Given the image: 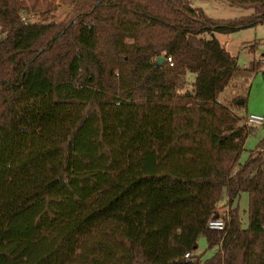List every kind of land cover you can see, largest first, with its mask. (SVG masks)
<instances>
[{
	"label": "trees",
	"instance_id": "trees-1",
	"mask_svg": "<svg viewBox=\"0 0 264 264\" xmlns=\"http://www.w3.org/2000/svg\"><path fill=\"white\" fill-rule=\"evenodd\" d=\"M228 1L253 13L60 0L70 18L23 21L54 1L0 0V264H264V138L236 168L256 127L234 111L246 99L219 100L238 65L205 36L264 24V0ZM75 51L90 75L80 99ZM225 196L227 230H213Z\"/></svg>",
	"mask_w": 264,
	"mask_h": 264
},
{
	"label": "rangeland",
	"instance_id": "rangeland-1",
	"mask_svg": "<svg viewBox=\"0 0 264 264\" xmlns=\"http://www.w3.org/2000/svg\"><path fill=\"white\" fill-rule=\"evenodd\" d=\"M27 3L30 0H25ZM54 6L48 8L50 15L46 14V9H30L26 13L32 15L33 21H39L46 19L47 21L56 19L70 18L76 9L73 5H65L60 3V0H53ZM195 6L201 7L212 18L215 19H233L253 13L252 9H245L236 6L228 0H191ZM66 21V20H65ZM59 30L64 33H73L72 29L67 28L66 25H61ZM207 38L216 37L227 50L236 57L238 70L230 81V84L220 94L219 100L224 104H229L234 98L246 99L245 104L234 109V111L241 117H245L247 114H258L264 116V24H258L237 30L232 33H219L206 34ZM81 40L88 42V38L85 35V30H82ZM80 54L75 51L73 55V61L71 63L72 74L74 82L78 85H84L76 91L77 99H80L83 92L88 89L90 84V75L80 65ZM252 61H262V66L257 71L249 69ZM187 84L184 88L179 89V93H184L186 90H190L193 87L195 80V74L189 73L186 77ZM256 130L250 134L242 149L239 163L236 164V168L240 167V164L244 163L252 150H254L259 141L264 138V123L255 125ZM234 206L240 205V212L243 218L244 224L248 221V206L249 196L248 193L242 192L241 197L234 201ZM215 253V250H208V243L206 238L202 235L199 238V250L198 255H204L203 260L209 259Z\"/></svg>",
	"mask_w": 264,
	"mask_h": 264
},
{
	"label": "built area",
	"instance_id": "built-area-1",
	"mask_svg": "<svg viewBox=\"0 0 264 264\" xmlns=\"http://www.w3.org/2000/svg\"><path fill=\"white\" fill-rule=\"evenodd\" d=\"M32 15L29 13H22L21 15V20L23 21H33V18H31ZM168 60L171 62L172 58L168 57ZM244 123L248 126H255L259 124L264 123V116L258 115V114H247L244 118ZM217 210H218V215H216L214 218H212L209 221V227L213 230L217 231H226L228 227V223L230 221V210L231 206L229 204V199L225 200L223 198L218 204H217ZM186 258L190 257V254H186Z\"/></svg>",
	"mask_w": 264,
	"mask_h": 264
},
{
	"label": "water",
	"instance_id": "water-1",
	"mask_svg": "<svg viewBox=\"0 0 264 264\" xmlns=\"http://www.w3.org/2000/svg\"><path fill=\"white\" fill-rule=\"evenodd\" d=\"M158 60H159L160 62H164L165 58H164V57H159ZM238 103L243 104V99H240V100L238 101Z\"/></svg>",
	"mask_w": 264,
	"mask_h": 264
},
{
	"label": "crops",
	"instance_id": "crops-1",
	"mask_svg": "<svg viewBox=\"0 0 264 264\" xmlns=\"http://www.w3.org/2000/svg\"><path fill=\"white\" fill-rule=\"evenodd\" d=\"M227 199V196H225V200Z\"/></svg>",
	"mask_w": 264,
	"mask_h": 264
}]
</instances>
